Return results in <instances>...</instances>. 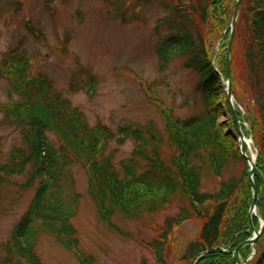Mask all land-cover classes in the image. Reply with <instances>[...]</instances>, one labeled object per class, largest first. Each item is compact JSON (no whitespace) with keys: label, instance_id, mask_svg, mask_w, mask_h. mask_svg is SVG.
<instances>
[{"label":"trees","instance_id":"obj_1","mask_svg":"<svg viewBox=\"0 0 264 264\" xmlns=\"http://www.w3.org/2000/svg\"><path fill=\"white\" fill-rule=\"evenodd\" d=\"M52 1L44 0V3ZM105 1L113 7L116 13L113 17L123 24L146 23L135 11L130 13L123 0ZM235 1L161 0L166 14L156 20L154 33L159 35L158 28L163 24L167 33L155 44L159 69L163 71L174 57H181L183 67L199 75L195 90L201 93L203 105L202 111L183 119L161 110L165 122L163 133L151 120L143 124H119L115 129L100 122L89 125L81 110L56 90L48 75L31 74L29 56L20 45L2 55L0 76L8 77L19 99L0 103V110L6 122L19 129L25 146H14L8 160L0 162V185L12 175L24 174L22 188L35 182L37 186L30 205L2 245L6 256L0 264H43L36 250L41 234L51 235L81 264H90L89 256L79 249L77 231L71 222L80 198L68 169L74 159L87 173V191L99 218L113 230L120 231L112 221L116 216L138 220L143 214L156 213L178 203L176 213L164 218L158 234L147 244L155 264H169L166 258L169 237L175 227L190 219L201 221V226L197 238L189 241L181 253L183 264H215L216 257H229L232 262L231 250L245 241L242 237H250L260 222L254 215V224H250L245 210L237 228L247 225V229L233 232L227 242L228 250L222 249V226L229 223L230 203L241 187L242 178L232 175L223 179L212 192L201 191V180L209 172L222 177L234 162L244 160L220 85L221 77H226L228 24ZM9 6L19 11L22 5L18 0H0V11ZM26 25L36 34L32 24ZM208 36L219 40L220 53L214 65ZM238 59L245 70L242 86L252 98L254 116L262 127L253 133L257 154L253 177L260 192L258 214L264 218V0H240L229 68ZM77 74L69 78L68 90L71 93L82 90L91 96L96 91L97 78L82 67ZM232 79L230 72L231 84ZM223 104L231 116V126L226 131L225 125L218 122L222 110L226 114ZM235 111L242 121L237 107ZM49 131L62 140L57 150L47 139ZM243 132L245 136L249 134ZM129 139L134 143L130 155L115 163L118 147ZM164 142L172 150L167 161L161 157ZM111 143L116 146L112 148ZM250 248L251 245L243 246L239 254L245 255ZM140 264L150 263L143 259ZM247 264H264V247Z\"/></svg>","mask_w":264,"mask_h":264},{"label":"rangeland","instance_id":"obj_2","mask_svg":"<svg viewBox=\"0 0 264 264\" xmlns=\"http://www.w3.org/2000/svg\"><path fill=\"white\" fill-rule=\"evenodd\" d=\"M18 1L22 5L19 11L10 6L0 11V60L5 52L20 45V49L29 56L31 74L42 72L48 75L56 90L81 110L89 125L100 122L115 129L119 124H143L151 120L163 133L165 122L161 110L178 119L202 111V95L195 90L199 75L185 69L181 57H174L163 71L159 69L155 44L160 36L167 33L165 24L159 26V35L154 33L156 20L166 14L161 0H123L130 13L135 11L146 19V23L136 21L127 24L113 17L116 13L105 0H53L48 4L44 0ZM27 23L36 28V34L40 33L38 37L28 30ZM207 41L215 62L220 53L219 40L208 36ZM80 67L97 78L96 91L91 96L82 90L77 93L68 90L69 78L78 76ZM228 71L229 79L230 72L233 73L232 84L230 80L233 109L237 107L243 117L242 121L237 118L242 133L244 130L249 132L246 136L249 146L245 153L253 158L257 155L253 133L261 131L262 127L254 116L252 98L242 86L245 70L240 59L231 63L230 68L228 63ZM11 86L8 77L0 76V103L19 99ZM223 106L226 114L222 110L218 122L225 125L226 131L231 126V116L226 105ZM3 115L0 110V162L8 160L14 146H25L19 129L8 124ZM47 139L54 149H59L62 140L57 134L49 131ZM133 145L129 139L119 146L114 162L128 157ZM114 146L111 143V147ZM171 153L164 142L162 159L167 161ZM68 169L80 196L77 214L71 222L77 231L79 249L86 257L89 256L90 264H140L143 259L155 264L147 244L158 234L164 218L176 213L178 203L174 202L156 213L143 214L138 220L116 216L112 220L120 229L116 231L99 218L87 191V173L81 163L74 159ZM247 169L246 161L241 159L234 162L222 177L209 172L201 180V191L212 192L218 189L223 179L232 175L242 178L241 187L230 203L229 223L222 226L220 244L224 250H228L227 242L233 232L247 229V225L237 228L241 213L246 210L250 224H254L253 219H256L254 215L251 220L248 217L255 170L250 178ZM24 181V174H15L0 185V262L6 256L2 245L8 241L13 226L30 205L37 186L35 182L31 187L22 188ZM256 197L259 203L260 192L257 189ZM257 207L255 213L260 222L262 216L258 214ZM200 226L201 221L190 219L173 229L167 245L169 264H183L181 253L189 241L197 238ZM242 238L246 240L249 237ZM263 247L264 232L255 245H251L250 252L238 254L237 263L247 264ZM36 250L43 264H81L71 251L63 248L49 234L40 235ZM214 263L233 264L229 257H216Z\"/></svg>","mask_w":264,"mask_h":264},{"label":"water","instance_id":"obj_3","mask_svg":"<svg viewBox=\"0 0 264 264\" xmlns=\"http://www.w3.org/2000/svg\"><path fill=\"white\" fill-rule=\"evenodd\" d=\"M239 7H240V0H236L235 1V5H234L233 14H232V17H231V20H230V24L228 26V30L230 31L229 39H228V44H227V53H226V55H227L226 56V78H227V81H228V85H227V87L225 89V96H226L227 102L230 105L231 112H232V116H233V119H234V123H235L236 129H237V132H238V140L240 142V154L246 160L247 167H248L247 173H248V176L250 178H252V176H253V170H254V166H255L256 156H254V158H250L245 153V144L248 145V143L246 142V138L244 137V135H243V133H242V131L240 129L239 122L236 119L235 112H234V109L232 107V97H231V91H230V80H229V71H228V63H229L230 49H231V44H232L233 35H234L235 23H236V20L238 18ZM251 186H252V201H251L250 208H249V216H250V218H251V215L253 213H255L256 203L258 202L257 201V197H256V189H255V186L253 185V183L251 184ZM263 230H264V219L261 222V225H260L259 230H255L254 233H253V235L251 237H249L248 239H246L244 242L240 243L232 251V262H233V264H238L237 263V256H238V253H239L240 249L243 246H245V245H252V246H254L255 243H256V241H257V239H258V237L263 232Z\"/></svg>","mask_w":264,"mask_h":264},{"label":"bare ground","instance_id":"obj_4","mask_svg":"<svg viewBox=\"0 0 264 264\" xmlns=\"http://www.w3.org/2000/svg\"><path fill=\"white\" fill-rule=\"evenodd\" d=\"M226 81V80H225Z\"/></svg>","mask_w":264,"mask_h":264}]
</instances>
